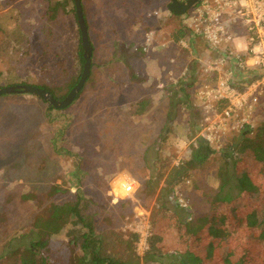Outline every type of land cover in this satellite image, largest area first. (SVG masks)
I'll list each match as a JSON object with an SVG mask.
<instances>
[{
  "label": "rangeland",
  "instance_id": "1",
  "mask_svg": "<svg viewBox=\"0 0 264 264\" xmlns=\"http://www.w3.org/2000/svg\"><path fill=\"white\" fill-rule=\"evenodd\" d=\"M74 1L0 0V87L43 86L57 100L68 95L81 72ZM101 1H82L93 61L78 99L51 112L40 99L0 97V254L18 250L20 236L51 201L80 194L100 205L98 232L114 230L123 238L139 234L136 251L143 256L156 227L162 187L152 195L145 185L188 160L199 143L205 100L198 93L215 82L205 69L218 52L188 28L193 10L176 16L168 8L171 0H141L140 8L124 0H110L103 7ZM58 2L65 3L67 13L52 22L48 5ZM180 30L185 36L176 40ZM234 30L240 33L241 25ZM145 99L151 106L138 114ZM252 116L253 127L231 129L221 144L210 146L214 153L205 165L163 194L166 209H181L188 222L207 215V194L219 187L223 150L239 144L253 152L264 144V93ZM261 170L255 166L258 174ZM128 182L136 192L126 196ZM54 185L65 194L47 199ZM180 198L187 209L179 205ZM160 228L169 233L163 237L164 248L186 246L187 235L174 233L169 220ZM65 235L66 230L54 242H63ZM71 256L60 244L52 260L73 264ZM20 257L4 252L0 264H20Z\"/></svg>",
  "mask_w": 264,
  "mask_h": 264
},
{
  "label": "trees",
  "instance_id": "2",
  "mask_svg": "<svg viewBox=\"0 0 264 264\" xmlns=\"http://www.w3.org/2000/svg\"><path fill=\"white\" fill-rule=\"evenodd\" d=\"M48 6L47 18L52 22H56L61 14L67 13L64 2ZM74 11L79 27L76 9ZM79 34L77 59L81 72L70 89L79 82L85 64L80 27ZM184 36L185 33L180 30L176 40ZM263 76L264 71L256 69L240 72L236 80L238 90L243 92L248 84ZM35 87L42 88L55 97L51 89ZM45 103L51 112L56 110L48 102ZM150 106L151 100H142L138 105V114L146 112ZM261 132L264 135V126ZM245 135L246 132H243L241 137ZM249 149L245 145L236 144L223 150V162L217 173L219 187L209 189V212L195 222H188L181 217L182 210L177 207L174 210L166 209L163 194L172 192L188 178L191 171L208 162L214 153L210 145L199 141L188 160L170 168L168 172L160 173L155 181L147 182L145 187H149L152 195L157 194L160 185L162 187L158 194L160 209L154 216L156 227L147 237V250L143 256L136 251L139 234L129 233L127 238H123L114 230L98 232L96 217L100 205L76 194L62 201H51L34 219L29 232L20 236L21 246L18 250L4 249L0 254V261L6 252L20 254V264H56L52 260L56 245L63 244L72 255L73 264H264V144L253 152ZM255 166H262L261 174L255 171ZM118 186L121 190V186ZM64 194L62 188L54 185L45 197L50 199ZM165 220L170 221L174 233L187 235L188 242L179 251H171L163 246V237L166 234L169 237L165 228H160V223ZM64 230V241L55 243L54 236Z\"/></svg>",
  "mask_w": 264,
  "mask_h": 264
},
{
  "label": "built area",
  "instance_id": "3",
  "mask_svg": "<svg viewBox=\"0 0 264 264\" xmlns=\"http://www.w3.org/2000/svg\"><path fill=\"white\" fill-rule=\"evenodd\" d=\"M192 10L188 28L218 52L205 69L214 75L215 82L204 84L198 93V99L205 100V115L197 141L215 146L231 129L253 127L252 115L264 93V76L248 84L243 92L238 90L236 80L247 69L264 71V0H203ZM232 22L244 24L245 53L235 48L237 36ZM126 189V196L136 192L131 182ZM179 202L182 208H188L184 199Z\"/></svg>",
  "mask_w": 264,
  "mask_h": 264
},
{
  "label": "water",
  "instance_id": "4",
  "mask_svg": "<svg viewBox=\"0 0 264 264\" xmlns=\"http://www.w3.org/2000/svg\"><path fill=\"white\" fill-rule=\"evenodd\" d=\"M83 0H75V9H76V15H77V21L80 27L81 32V38H82V45L84 49V59L85 64L83 68V72L81 75V78L77 85L70 90L68 95L63 100H57L50 92L38 88L32 85H26V84H18V85H11L0 88V97L3 95H9V94H22V95H32L37 98H40L44 100L45 102H48L51 104L56 110H63L68 108L77 98L81 90L83 89L87 79L89 78L91 74V65H92V45L89 40L88 35V27L87 23L84 17L83 12V6H82ZM203 0H171V3H169V11L176 15V16H182L185 15L190 9L195 7L197 4H199Z\"/></svg>",
  "mask_w": 264,
  "mask_h": 264
},
{
  "label": "crops",
  "instance_id": "5",
  "mask_svg": "<svg viewBox=\"0 0 264 264\" xmlns=\"http://www.w3.org/2000/svg\"><path fill=\"white\" fill-rule=\"evenodd\" d=\"M102 6L104 7L106 5V3H109L110 0H102ZM125 5H136L138 6V8L141 7V0H124ZM88 24V23H87ZM238 24L241 25L242 31L239 33L236 32V40H235V48L237 47V49L239 50L240 53H245L246 51V32L244 30V24L240 23V22H232L231 23V28L234 29L235 25L238 26ZM89 35V34H88ZM90 40V39H89ZM2 100H8V101H12V100H25L27 102H30V100H39V98L35 97V98H29V96H25L22 94H9L6 96L1 97Z\"/></svg>",
  "mask_w": 264,
  "mask_h": 264
}]
</instances>
